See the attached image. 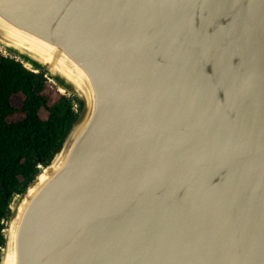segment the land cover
<instances>
[{"label":"water","instance_id":"95a60500","mask_svg":"<svg viewBox=\"0 0 264 264\" xmlns=\"http://www.w3.org/2000/svg\"><path fill=\"white\" fill-rule=\"evenodd\" d=\"M1 50L81 108L0 264H264V0H0Z\"/></svg>","mask_w":264,"mask_h":264},{"label":"trees","instance_id":"16d2710c","mask_svg":"<svg viewBox=\"0 0 264 264\" xmlns=\"http://www.w3.org/2000/svg\"><path fill=\"white\" fill-rule=\"evenodd\" d=\"M48 84L42 72L0 54V247L13 198L34 180L40 166L51 162L81 108L74 96L60 95L50 103L44 94ZM16 95L24 97L20 108L11 102ZM41 110L47 112L46 119L40 117ZM17 113L23 117L9 122Z\"/></svg>","mask_w":264,"mask_h":264},{"label":"rangeland","instance_id":"374dc122","mask_svg":"<svg viewBox=\"0 0 264 264\" xmlns=\"http://www.w3.org/2000/svg\"><path fill=\"white\" fill-rule=\"evenodd\" d=\"M0 54H1V55H5V56L10 55V56H12V57H15V56H14L15 54H14L13 52H10V51H9V52H8V51L5 52V51L1 50V51H0ZM15 58H16V57H15ZM16 59H17V58H16ZM47 77L50 79V84H48L47 89L45 90L44 94L47 95V96H49V98H50V103L56 101V100L59 98L60 95H67V96H68L67 93L64 94L63 92H61V91H60V90H59V89L53 84V82H52L50 76H47ZM23 101H24V97H23L22 95H16V96H13L12 99H11L12 105H13L15 108H20V107L22 106V104H23ZM22 117H23V115L17 113V114H15L14 116H12L11 118H9V122L17 121V120L21 119ZM40 117H41L42 119H46V118H47V112L44 111V110H41V111H40Z\"/></svg>","mask_w":264,"mask_h":264}]
</instances>
